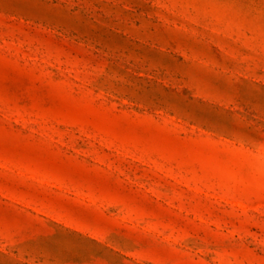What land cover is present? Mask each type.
Returning a JSON list of instances; mask_svg holds the SVG:
<instances>
[{
	"label": "rangeland",
	"instance_id": "rangeland-1",
	"mask_svg": "<svg viewBox=\"0 0 264 264\" xmlns=\"http://www.w3.org/2000/svg\"><path fill=\"white\" fill-rule=\"evenodd\" d=\"M0 264H264V0H0Z\"/></svg>",
	"mask_w": 264,
	"mask_h": 264
}]
</instances>
